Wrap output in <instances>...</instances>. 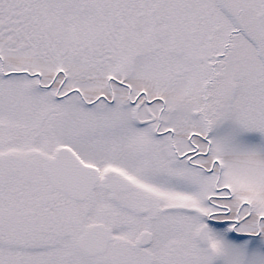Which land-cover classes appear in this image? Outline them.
<instances>
[{
  "label": "snow or ice",
  "instance_id": "obj_1",
  "mask_svg": "<svg viewBox=\"0 0 264 264\" xmlns=\"http://www.w3.org/2000/svg\"><path fill=\"white\" fill-rule=\"evenodd\" d=\"M0 264H264V0H0Z\"/></svg>",
  "mask_w": 264,
  "mask_h": 264
}]
</instances>
